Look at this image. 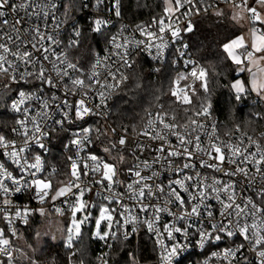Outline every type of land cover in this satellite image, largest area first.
Masks as SVG:
<instances>
[{"label":"clouds","instance_id":"9594fccd","mask_svg":"<svg viewBox=\"0 0 264 264\" xmlns=\"http://www.w3.org/2000/svg\"><path fill=\"white\" fill-rule=\"evenodd\" d=\"M0 264H264V0H0Z\"/></svg>","mask_w":264,"mask_h":264}]
</instances>
